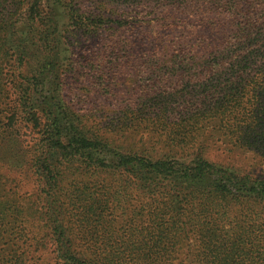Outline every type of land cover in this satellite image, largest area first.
Here are the masks:
<instances>
[{"label": "rangeland", "instance_id": "374dc122", "mask_svg": "<svg viewBox=\"0 0 264 264\" xmlns=\"http://www.w3.org/2000/svg\"><path fill=\"white\" fill-rule=\"evenodd\" d=\"M16 2L7 8L18 7L11 14L17 36L0 60L7 115L15 88L23 92L28 84L17 77H36V109L51 102L65 124L69 116L121 151L188 162L202 147L235 179L264 180V0ZM40 35L52 41L47 53ZM54 53L59 65L45 67L41 59ZM43 124V118L18 124L21 142L11 137L0 160L7 213L0 257L27 251L57 264L51 244L35 251L28 245L32 238L51 242L64 224L76 251L99 264H201V249L168 248L166 223L182 213L173 175L150 174L144 183L129 171L84 165L72 177L61 167L62 181L48 194L42 174L30 169ZM235 190L221 213L201 215L218 235L212 260L264 264V193ZM140 245L155 253L152 259L132 256Z\"/></svg>", "mask_w": 264, "mask_h": 264}, {"label": "trees", "instance_id": "16d2710c", "mask_svg": "<svg viewBox=\"0 0 264 264\" xmlns=\"http://www.w3.org/2000/svg\"><path fill=\"white\" fill-rule=\"evenodd\" d=\"M19 0H0V60L8 54L10 39L17 36L18 27L11 14L16 15L18 7L9 11L8 3L17 6ZM30 1V0H22ZM9 34V35H8ZM35 36H37L35 34ZM43 47L47 53L52 41L40 35ZM49 57V58H48ZM47 59V60H46ZM59 54L48 55L41 60L45 61V67H57ZM61 73H63L61 71ZM22 74L21 72L19 75ZM59 77V76H58ZM17 80L28 81V84L20 83L25 86V90L15 88L16 97L14 105L11 106L10 114L4 109L5 95L0 92V160L4 159L7 141L12 137L15 142H21L19 138L18 124L29 126V123H37L38 118L44 119V135L33 143L35 147L31 152L30 169L39 176L42 174L44 185L47 187L48 194H51L59 186L61 179H57V171L62 167L72 173L75 177L85 165V167L95 165L100 172L108 170L129 171L137 180L145 183L147 175L170 176L179 182L177 185H170L174 191L182 196L180 206L181 215L176 220L166 223L165 231L168 240V248L178 250L187 246L188 254L192 249L200 250L201 264H214L212 258H216L215 247L218 243V235L213 229L215 224L210 220H203L202 214H208L210 209L216 213H221L224 208L235 201L237 191L235 188L240 185L246 191L264 193V180L260 182H250L247 178L235 179V175L227 170H223L215 163L209 161L202 155V147L194 160L180 162L176 159H153L148 156H138L121 151L109 143L89 136L80 122H75L71 117H67L65 124L63 115L55 114L54 105L46 103L43 112L36 109L34 93L31 87L37 78H26L18 76ZM13 87H15L13 85ZM1 89V88H0ZM45 101V100H44ZM61 109V106H60ZM110 155L111 160L97 158L98 154ZM118 159V160H116ZM48 174V175H47ZM40 177V179H41ZM4 183L0 182V190ZM200 200L206 206L200 207ZM173 209L174 207L171 206ZM5 206L0 202V237L2 236V219L7 215ZM56 227L60 232L56 233L53 240L38 241L32 238L29 249L35 251L51 244L58 252L57 264H99L97 257L92 258L85 253L76 251L73 240L64 224ZM196 231V232H195ZM2 238H0L1 240ZM185 241V242H184ZM183 242V243H182ZM27 246V247H28ZM166 248V247H165ZM167 250H170L168 249ZM132 256L137 259H152L155 254L151 250L146 252V248L140 245L136 248ZM28 259L36 260L38 264H43L46 257L28 256L27 251L22 254H12L5 260L0 257V264H28ZM107 259V258H103ZM197 259V258H195ZM194 259V262H195ZM6 261V262H5ZM197 262H195L196 264Z\"/></svg>", "mask_w": 264, "mask_h": 264}]
</instances>
